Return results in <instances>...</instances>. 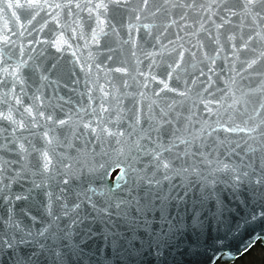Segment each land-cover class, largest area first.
I'll return each instance as SVG.
<instances>
[{
	"label": "snow or ice",
	"instance_id": "6c2138e0",
	"mask_svg": "<svg viewBox=\"0 0 264 264\" xmlns=\"http://www.w3.org/2000/svg\"><path fill=\"white\" fill-rule=\"evenodd\" d=\"M11 9L0 264H166L193 178L248 186L244 227L264 224V0H0ZM211 204L192 219L223 220ZM226 239L206 264L239 256ZM256 244L264 228L241 253Z\"/></svg>",
	"mask_w": 264,
	"mask_h": 264
},
{
	"label": "water",
	"instance_id": "95a60500",
	"mask_svg": "<svg viewBox=\"0 0 264 264\" xmlns=\"http://www.w3.org/2000/svg\"><path fill=\"white\" fill-rule=\"evenodd\" d=\"M19 14L15 9L8 10L0 13V23L5 19H12L18 22ZM66 56L70 55L65 53ZM196 178H193L192 188L189 190L188 197V213L187 223L185 221V211L183 205L175 212L177 216V224L181 229V232L177 236L176 251L167 252L165 255L166 264H206L210 256L217 249L214 246V241L218 238L225 240V251H230L233 257L237 254L239 256L232 262L235 264L242 259L246 254L241 253L250 241L260 235V230L264 228V224L252 225L247 228L244 227V221L248 219V214L253 211L251 205L245 206L243 195L244 193H252V189L248 186H242L239 189L233 188L230 185L222 184L214 189H200L196 187ZM259 191V189H256ZM209 197V201L206 203L201 200V197ZM223 199L225 203L224 219L218 220L216 214L213 212H206L201 220L198 222L192 219V206L200 205L203 207L212 206V200ZM198 215V214H197ZM237 224L240 225L238 233L229 235V231L232 230ZM205 237L208 240L207 250L204 248H196L194 246L197 240H203ZM264 248V244H259ZM225 264V261L218 260L216 264Z\"/></svg>",
	"mask_w": 264,
	"mask_h": 264
},
{
	"label": "rangeland",
	"instance_id": "374dc122",
	"mask_svg": "<svg viewBox=\"0 0 264 264\" xmlns=\"http://www.w3.org/2000/svg\"><path fill=\"white\" fill-rule=\"evenodd\" d=\"M261 260H264V248L259 246L256 247V250H253L249 255H247L246 258L241 260L239 263H235V264H258Z\"/></svg>",
	"mask_w": 264,
	"mask_h": 264
},
{
	"label": "trees",
	"instance_id": "16d2710c",
	"mask_svg": "<svg viewBox=\"0 0 264 264\" xmlns=\"http://www.w3.org/2000/svg\"><path fill=\"white\" fill-rule=\"evenodd\" d=\"M259 246H260V245H259ZM259 246H258V245L255 246V247L251 250V252H252L253 250H256V247H259ZM251 252H250V253H251ZM250 253H249V254H250ZM249 254H247V255H249ZM247 255H246V256H247ZM246 256H244V258H246ZM244 258L240 259V260L237 261L236 263H239V262H240L241 260H243ZM262 263L264 264V260H261L258 264H262Z\"/></svg>",
	"mask_w": 264,
	"mask_h": 264
}]
</instances>
